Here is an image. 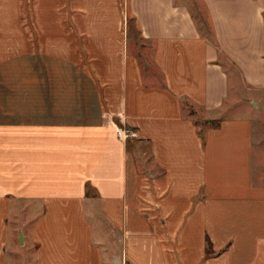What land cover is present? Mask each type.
<instances>
[{"label": "crops", "instance_id": "crops-1", "mask_svg": "<svg viewBox=\"0 0 264 264\" xmlns=\"http://www.w3.org/2000/svg\"><path fill=\"white\" fill-rule=\"evenodd\" d=\"M196 1L202 23L112 0L114 48L3 56L0 264H264V0ZM184 101L218 124L200 134Z\"/></svg>", "mask_w": 264, "mask_h": 264}, {"label": "rangeland", "instance_id": "rangeland-1", "mask_svg": "<svg viewBox=\"0 0 264 264\" xmlns=\"http://www.w3.org/2000/svg\"><path fill=\"white\" fill-rule=\"evenodd\" d=\"M101 1L105 3L107 12L102 10L104 5ZM179 1L186 3L198 22L202 23V12L196 0ZM88 4L93 5V9H79ZM116 8L112 0H0V61L5 54H85L91 47L97 50L104 47L107 50L108 46L114 48L120 38L119 31L110 27V24L116 27ZM126 29V47L129 55L138 58L143 69H156V65L151 61L152 48H145L148 45L139 40L135 25L129 22V28ZM58 63L60 67V60ZM0 66H3L2 61ZM230 73L233 83L242 91L237 71L231 68ZM155 76L156 81L160 82L156 71ZM233 94L236 102L239 100L238 93ZM238 106L239 103L229 105L226 113H241ZM184 111L187 114L191 112L194 120L203 121L198 109L186 101ZM255 117V135L263 141L264 108ZM14 244L15 242L10 241L9 249L14 250ZM22 252L20 263L25 260L29 264L31 251Z\"/></svg>", "mask_w": 264, "mask_h": 264}, {"label": "trees", "instance_id": "trees-1", "mask_svg": "<svg viewBox=\"0 0 264 264\" xmlns=\"http://www.w3.org/2000/svg\"><path fill=\"white\" fill-rule=\"evenodd\" d=\"M188 114L191 115V112H189ZM217 124H218V121L216 120H203V121L195 120V125L198 127L200 134L203 133V130L206 127L216 126ZM207 252H208V245H207Z\"/></svg>", "mask_w": 264, "mask_h": 264}]
</instances>
